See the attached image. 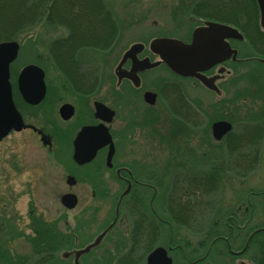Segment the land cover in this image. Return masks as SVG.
I'll return each mask as SVG.
<instances>
[{
	"label": "flooded vegetation",
	"instance_id": "1",
	"mask_svg": "<svg viewBox=\"0 0 264 264\" xmlns=\"http://www.w3.org/2000/svg\"><path fill=\"white\" fill-rule=\"evenodd\" d=\"M243 1L240 3L241 8L239 6V13L232 21L228 20L227 0L207 1V6L214 4L213 8H205L207 11H205V14L207 16L204 18L198 16L197 20H199V24L194 28L206 26L208 23H217L229 25L242 34V39L229 40L231 48L237 52L236 58L232 56L227 61L213 66L204 73L207 78H218L215 81L218 91L211 90L196 78H180L174 75L186 83L187 81L192 82L191 84L195 88L188 90V88H185L180 83V80L155 75V73L163 69L173 75L164 64L154 69L141 71L136 77H132L134 63L128 59L122 64L123 56L131 46L123 52L121 60L117 64L116 60L111 59L113 56L107 57L104 62L86 61L83 57H80L83 53H101V51L91 46L83 47L78 50L80 54L78 53L79 56L75 58L72 64L73 69L71 66H68L67 70L62 69L58 64L51 54L49 47L48 51L51 57L47 60L48 64H45L44 67L40 66L45 72L46 95L39 105L32 106L24 101L18 88V78L21 69L13 81L11 76L14 102L17 108L21 109L19 111L22 113L28 128H31L28 130L33 131L40 137L45 136L48 142H50L48 145L50 146L48 147L50 150L53 149L54 143L57 141L70 145V164L72 168L65 167L64 164L66 163L63 160L54 157L57 160L56 163L63 166L66 172L64 182L68 186V190L64 194H75L78 198V206L83 203V207L88 208L86 211H90V213L97 214L99 211L98 207L101 206L100 204L104 207L107 206L106 202H108L109 208L111 206L114 207L113 214L108 216L112 218L102 227L101 231L96 235L94 234V236L85 244L78 247V249L68 248L64 250L62 260L65 261V264H76L75 252L93 245L105 232L107 233L101 242H99L100 244L82 256L79 259V264L83 263L84 257L90 254V252L98 253V257L94 259L97 264H111L115 255H121L116 261H113L115 262L113 264H119V260L123 256H130L132 251L144 253L145 255L141 258L139 264H147L148 254L158 246H161L153 244L163 239L162 229L165 220L163 206L165 204V197L168 198L170 195V192L164 195L166 189L164 173L173 175L172 184H174L175 182L173 183V181L176 179L175 175L177 170L175 169V165L177 163L174 164L171 162L174 165H170L168 164L169 162L165 164L162 160V165L157 167L156 171L162 172L163 175L156 176L155 180V174L158 172L153 171L148 173L149 178H141L138 170L142 166L153 169L158 160V153L154 155L153 152L155 151H145L142 153L141 150L138 152L132 150L134 144H132L133 136L135 135V129L138 127H142V131L144 130L145 136L142 137L145 142H148V140L155 142V139H158L159 133L163 131L162 128L164 127L167 130V135H164L166 140L173 142L180 140V143L182 140L187 142L185 139L191 136L187 132V128H192L194 131H197L202 127L204 129L207 127L208 129L204 131L203 141L206 143L205 146L208 147L210 145L207 139L210 137V131L211 135L213 133L212 128L215 122L225 120L233 124L230 118L222 114L224 105L226 103H233L239 100V98H251L258 102V106L254 109L256 112L252 113L251 111L248 113L246 120L243 121V123H250L242 124L241 126L236 125V128L233 124L232 131L224 136L223 140L234 132V140L239 143V150L236 154L237 159L232 156H228V158L234 159L235 161L232 160L234 163L238 162L239 174L242 173L243 175L244 172L249 173L258 168L254 166L249 169L250 167L244 166L243 160L247 155L244 154L242 150L243 146L241 147V145L244 141H252L256 144L255 146H258V141L261 139V136V140L264 141V135H261L264 132V26L258 1ZM196 5L198 6V4ZM196 5H192L194 9H197ZM242 10H245L247 13L243 14L244 11ZM189 38L181 39L187 42ZM140 43L144 47L137 56L138 60L144 61L146 59L151 63L158 62V56L151 51V41H140ZM114 47L115 44L106 52L113 51L112 49ZM247 49H249L248 54L244 52ZM49 64H51L49 67L54 68L56 71L53 72L52 76L50 70L47 68ZM120 66L122 67L121 69H119ZM230 67L233 69L230 70ZM222 69L224 71L220 72ZM234 75H236V79L233 80L232 85L236 83V86H238V88L235 86L238 91L235 94L234 100L224 101L222 97L223 99L220 98V101L212 105L213 98H217L220 95L225 96L228 93V87L231 84L227 83L225 85L226 82L224 81L227 76ZM147 93L153 94L151 99L154 100V103L147 101ZM201 94L204 96H201ZM64 106H70L72 108L69 112L70 117L68 119H65L60 112ZM39 109L45 110L44 112H48L49 110L50 113L53 111L58 120L52 119L47 113L45 114L47 125L39 126L28 123L24 116V110L37 111ZM213 111L215 114H219L214 116L212 114ZM110 112H113V115L111 116V121L107 123L104 119L109 117ZM30 117L37 118L38 114L34 113ZM179 122L182 125L181 132L179 135H177L178 133L173 135V127L178 126L177 123ZM205 122L208 123L205 125ZM99 125L106 126L112 137L115 153L111 161H109L111 147L109 144L100 149L91 162L83 165L78 164L74 160L75 139L85 127H97ZM185 126L186 131L184 129ZM155 143L161 145L160 142ZM120 145L126 147L125 152H120ZM189 154V165L202 166L204 164H211L212 154L210 152L200 155L191 150ZM250 157L252 160L255 157V153H251ZM196 158L203 159L197 161ZM232 161L228 160V162ZM150 164L152 166H149ZM226 171L223 172L224 176L229 174ZM141 172L144 173V171ZM69 177H73L74 184H69ZM175 186H178V184L176 183ZM78 187L80 189L76 190ZM80 191H88V196L90 197L84 200ZM148 191L152 193L151 196L145 194ZM256 198L255 193H249L245 205H239L235 209V212L227 216V219L232 222V224L229 223L227 225L229 233L225 236L219 234L214 237V240H220L219 242L224 244L223 251L219 248L214 249L217 243L212 248L209 246L207 249L209 251L206 257L207 261L204 264H216L215 262L212 263L210 259H214L216 254L221 258L223 254L229 253L228 243L231 244L233 251H231L232 254H229L235 259H241L238 264H242L244 261L247 264H264V236L261 240H257V238H254L256 234L253 235L258 229L264 230V227L250 231L248 233L249 235L245 238L238 234V232L245 231L253 221L255 208L258 206V203H254ZM147 208L149 214L147 213ZM105 210V208H101L95 218L91 216L92 220H85L84 215H78L79 226L77 229L79 235L82 233L86 234L87 228L91 226L90 224L92 226L95 223L97 224L103 216L100 217V215ZM126 217L132 220L133 223L128 236H125L119 230L121 226H124L123 221ZM243 220L245 222L241 225ZM147 222L156 223V228L153 227L149 230ZM136 223H141L140 232L138 233L139 237H137L140 239L138 243L140 248L135 247V243L133 242V239H137L134 237L137 228ZM235 229L239 231L236 232ZM114 231L117 232L115 233V239L111 235ZM229 234L230 240L228 239ZM248 240H250L249 243ZM154 241L155 243H153ZM238 243H240V246L236 248L235 245ZM253 244L256 245L255 249L258 250L256 253L258 255L254 257L255 251L252 254L253 258H246ZM166 248L169 249V255L172 256L174 247L167 246ZM212 252L214 253L213 256ZM192 264L199 263L192 261Z\"/></svg>",
	"mask_w": 264,
	"mask_h": 264
},
{
	"label": "rangeland",
	"instance_id": "2",
	"mask_svg": "<svg viewBox=\"0 0 264 264\" xmlns=\"http://www.w3.org/2000/svg\"><path fill=\"white\" fill-rule=\"evenodd\" d=\"M242 1L243 0H235L230 3L229 0H227V9L233 8L234 6H236V10L239 9ZM104 2L107 9L113 12V16L120 29V34L118 39L115 41V47L112 49L113 51L105 53H83L80 57H83L86 61L104 62L107 57L113 56L111 59L116 60L117 62H115L117 64L118 61L121 60L123 52L135 43H140V41L150 42L151 39L155 37L169 35H176L180 38L186 39L191 36L192 31L199 24V20H197L198 16L202 18L207 16L205 14V7L194 9V6H192L197 3L206 4V0H104ZM186 2H188L187 5ZM12 3L13 0H0L1 6L16 5V1L13 4ZM244 4L246 3L244 2ZM213 5L214 4H209L208 8H213ZM10 6L3 9L8 8L5 13L7 18L12 20L15 15L9 8ZM200 6L203 7V5ZM2 13L5 14L4 11ZM103 17L105 18V16L102 15L101 18ZM2 18L4 17L0 16V29L4 27V21ZM85 23L86 19L80 21L82 26L81 28L79 27V33L87 38L90 35V31H88ZM94 31L95 30H92V32ZM67 36L68 30L65 28L58 27L53 31L48 27L45 28L39 26L32 30L29 29L22 32L16 39L1 41H18L21 46V49L19 50V57L12 64V81L14 77L16 78L18 76V73L20 69L22 70L23 66L31 63L35 64L34 62L44 66L45 64L47 65V60L51 57L48 51L49 44L57 39L65 38ZM244 52L248 54L249 49ZM51 64H49L47 68L50 70L52 76L53 72L56 71L54 68L49 67ZM232 69L233 68L230 70ZM155 75L164 78L172 77L175 80H180V83L185 88H188V90L195 88V86L191 84L192 82L187 81L186 83L182 81V79L176 78L165 69L158 71ZM234 79H236V75L226 77V80L224 81L226 82L225 85L227 83L231 84L228 87V93H226L225 96L220 95L217 98H213L212 105L216 104L217 101H220V98H224V101L234 100L235 94H237L236 92L238 91L236 89L238 88L236 83L232 85ZM201 96L204 95L201 94ZM257 104L258 102L251 98H239V100H236L233 103H226L222 114L230 118V121H232L236 128V125L241 126L242 124L250 123H243V121L246 120L248 113L251 111L252 113L256 112L254 109L257 108ZM44 111L45 110L42 109L37 111L24 110L26 121L39 126L47 125V121L45 119V114L47 113L52 119L58 120L53 111H51V113L49 110L48 112ZM34 113L38 114L37 118L30 117V115L33 116ZM212 114L217 116L219 113L215 114L213 111ZM207 123L208 122H205V125ZM178 125L181 126V123L179 122ZM205 128L208 129L207 127ZM162 129L164 131V127ZM184 129L186 131V126ZM187 129V132L191 136L185 139L187 142L182 140L181 143L180 140L173 143L171 140L167 141L165 138L163 139L165 131H162L159 133L158 139H155V142H160L161 145L155 143L153 140L145 142L142 137L145 136L143 132L144 130L142 131V127L135 129L132 150L137 152L141 150L142 153L145 151H155L153 154L155 155L158 153V160L161 161L159 162L157 160L156 166H154L153 169L142 166L139 170L144 171V173L138 170V174L140 173L139 176L141 178H149L148 173L153 171L158 172L156 171V168L162 165V160L165 164L168 162L170 165L177 163L175 165V169H177L175 175L176 180H178V178H180L179 180H184V178L193 179L195 177H200V175H210V173H212V164L219 166L221 164H227V161L230 160V157L228 158V156H232L231 152H229L230 150L227 148V138L223 141L215 140L210 131V137L207 140H209L208 144L211 147H206V143L203 141L204 131L206 129L203 127L197 131H194L192 128ZM242 143L241 147L243 146L242 150L244 154H250L251 148L248 149V146L244 142ZM54 144L53 149L50 150L47 146H44L41 141V137L31 130L13 132L0 143V223H4V226L7 225V231L11 232L14 236L13 239H8L4 235V239L10 240H7L8 248L14 255L30 257L32 262H29V264H37L38 262V257L33 255L31 245L29 244L28 239H26L27 237L34 236L32 225L34 220L37 219V217H35L36 215L42 216V218L47 222L56 223V225L63 231L76 229L78 234L75 238L78 249V247L85 244L92 236H94V234L96 235L99 231H101L102 227H104L112 218L108 216L112 215L114 212V207L111 206L109 208L108 202H106L107 206L104 207L100 204L101 206L98 207L99 211L101 208L106 209L102 212L103 214L100 215V217L103 215L100 221H98L97 224L95 223L93 226L90 224L91 226L87 228L86 234L82 233L79 235L77 229L79 226V219H77V216L82 214L85 216V220H92L91 216L95 218L99 211L97 214L92 212L90 213V211L87 212L86 210L88 208H84L83 203L73 211L66 210L63 207L60 197L68 190V186L64 182L66 172L63 166L56 163L57 160L54 157L59 160H63L66 163L64 164L65 167L72 168V165L70 164V145L61 141H57ZM255 147L258 151H260L259 164L257 163V165H255V167H258L256 170H252L249 173L244 172L243 175L242 173L239 174L238 172L240 169L238 162L234 163L232 161L231 163L235 164L237 167L235 166L236 168H233L234 170H231L229 174L225 176L223 174L221 176L222 182L217 186L218 189L214 191L215 193L212 194V197L199 196L200 201L208 203L210 207L216 206L215 208H218V211L220 210V216L218 214L216 217H211H215L219 221V225L217 224L218 228L212 226V223L210 222L206 224L205 230L201 232H198L197 230L190 231L183 227L180 229L169 230L168 227L164 226V229L162 230L163 239L156 242V244L167 245V243L170 242V239H173V245L177 246L173 249L174 252H172L175 264H186V261L183 260V254L180 251L181 248H179L177 241H184L185 243L190 242L191 246L187 248L188 253L194 258H198L200 256L202 257L204 252H206L205 247L207 245L201 246V242L204 240L209 242L208 237L211 239L217 236L214 232H218L219 234L225 236V234H227V227L222 220H225L227 215L234 212L239 205H245L246 198L251 192L256 194L257 198L254 203H258V206L256 208L254 207V219L250 223L249 227L245 231H241L239 234L245 238L249 235L248 233L250 230L256 227L264 226V141H261V144ZM220 148H224L225 151H221ZM226 148L228 150H226ZM119 150L120 152H125L126 147H124V145H120ZM191 150L200 155L210 152L212 154L211 164H204L202 166L189 165L188 159L190 155L189 152ZM159 155L162 156L159 157ZM203 158H196V160L200 161ZM149 166H152V164ZM245 167H247V165ZM159 175L161 176L163 173H156L155 180L156 176ZM172 176V174L167 175L164 173V181H166L164 195L169 193L173 187ZM176 187H178V189H176L173 194V198L175 197L174 200L176 201L174 204L179 201L181 193L185 194L186 191L189 190V186L187 184L178 185ZM78 189L80 188H76V190ZM80 193H82V198L84 200L85 198L90 197L88 196V191H80ZM145 194H149L150 196L152 195L149 191L145 192ZM183 201H187V204L193 206L196 198L194 200L184 197ZM165 206L166 203L163 206V210H165ZM175 210L177 211V209ZM208 210L210 211V209ZM243 211L245 210L243 209ZM147 213L149 214L148 208ZM163 214L167 219L172 216L167 210H165ZM180 216L182 215L179 214V217ZM123 222L124 226H121L119 230L122 234L128 236L133 224L132 220H129L126 217ZM244 222L245 220L241 222V225H243ZM115 233L117 232L114 231L111 234L113 239L116 238ZM238 246H240V243L235 245L236 248H238ZM255 247L256 245L253 244L251 250L247 253L246 258H253L252 254H254L255 251L254 257L258 255L256 254L258 250L255 249ZM216 248H219L220 250L222 249L223 251L224 244L219 242L214 246V249ZM213 252L212 256L214 254ZM93 253L90 252V254L84 258L82 264H97L94 259L98 257V253ZM117 256L118 255L114 256L113 261H116ZM240 260L241 259H235L229 253L223 254V257L221 258L216 254L214 259H210L212 263L215 262L216 264H238L240 263ZM113 261L111 264L115 263ZM53 264H65V261L62 260V257H59V260Z\"/></svg>",
	"mask_w": 264,
	"mask_h": 264
},
{
	"label": "trees",
	"instance_id": "3",
	"mask_svg": "<svg viewBox=\"0 0 264 264\" xmlns=\"http://www.w3.org/2000/svg\"><path fill=\"white\" fill-rule=\"evenodd\" d=\"M15 1L16 5H0V9L10 6L9 8L14 12L15 15L14 19L9 20L5 13L8 8L0 10V16L4 17L2 18V20L4 21V27L0 29V42L3 40L10 41L16 39L22 32L29 29L32 30L35 27L39 26L45 28L48 27L53 31L58 27L65 28L66 30H68V36L66 38L57 39L49 44L51 54L58 62V64L62 67V69L65 70H67L68 66L72 67L75 58L80 54V52H78L79 49L91 46L99 49L101 53H105L107 50L113 47L120 34V29L113 16V12L107 9L104 0H13V3ZM232 1L235 0H229L230 3ZM187 4L188 2H186V5ZM200 5H203V7H201ZM196 7L208 8L209 5L207 6L206 4H198V6L196 5ZM235 10L236 6L227 9L229 21H232L239 13V9H237L236 12ZM3 11L5 14L2 13ZM242 11H244L243 14L247 13L245 10ZM102 15L105 16V18H101ZM90 17H92L93 19ZM84 19H86L85 24L88 28V31H90V35L87 38L79 33V27L81 28L82 26V24H80V21ZM92 30L95 31L92 32ZM181 126L179 125L173 127V135H176L177 133V135H179V133L181 132ZM259 128L263 129L262 127ZM261 135H264V132H262ZM260 138L262 139V136ZM261 139L258 141V145L261 144ZM244 143L248 146V149L251 148V152L249 155L245 156L243 164L244 166L247 165V167H250L249 169H251L252 167L257 165L258 158L260 160V151H258V154L257 148L255 147L256 144L254 142L244 141ZM226 144H228L227 148L230 150L229 152H231L232 157L237 159L236 154L239 150V143L234 140V133H232L227 138ZM252 147L255 148L253 149ZM227 148L226 150H228ZM220 149L221 151L224 150V148ZM253 152L255 153V157L251 160L250 156ZM230 160L232 161L234 159ZM235 166L236 165L231 162H228L226 165L221 164L220 166L212 164V173H210V175H200V177H195V179H174V185L176 183L178 185L187 184L189 186V190L186 191L185 194L181 193L179 201L174 204L176 201L174 200L175 197L173 198V194L175 192L176 186L174 187L173 185V188L170 191L171 195L168 196V198H165V201H167V203H165L167 204L168 213L172 216H169L170 218L168 219L164 217L166 221V223L164 224L170 225L172 227V230L180 229L183 227L187 228L190 231L197 230L198 232L204 231L206 224L209 222L212 223V226L218 228L219 221L215 217L218 214L220 216V210L218 211V208H215L216 206L210 207L208 203L200 201L199 196L212 197V194L215 193L214 191L218 189L217 186L221 183V176L223 175V172L228 169V171L226 172L229 173L231 170H234L233 168L237 167ZM193 183L195 184L194 186ZM184 197L194 200L196 198V201H194V205L191 206L187 204V201L184 202ZM175 209H177V211ZM208 209H210V212ZM179 214H181L182 216L179 217ZM213 216L215 217L211 218ZM35 217H37V219L34 220L32 225L34 236L27 237L26 239H28V242L31 245L33 255L38 257L37 264H53L58 258L57 254L62 248L66 246L70 237L60 232L57 229L55 223H50L48 225L42 220V218L38 217L37 215ZM228 221V219L225 220V225H229V223L232 224L231 221ZM136 224L137 228L135 230L134 237L137 238L139 237L138 233L140 232L141 223ZM147 225L149 230L153 227L156 228V225L154 223L151 224L150 222H147ZM6 227L7 225L4 226V223H0V264H29V262H32L30 257L14 255L8 248V241H10L8 239H13L14 236L11 232L7 231ZM227 231L229 233V229H227ZM4 235L6 238H8V241L4 239ZM261 236H264V234L261 233L258 235L259 238ZM139 240L140 239L138 238L133 239V242L135 243L134 246L137 248H140V245H138ZM177 242V244H179L180 248L183 250V252L182 250L181 252L182 254L184 253L183 258L185 259L186 264H191L190 261L196 260L188 253L187 248L191 246L190 242ZM200 245L209 246L210 244L209 242H207V240H204ZM144 255V253L132 251V254H130V256H123L119 260V264H139L141 258L144 257ZM200 262L202 263L203 260L198 261V263Z\"/></svg>",
	"mask_w": 264,
	"mask_h": 264
},
{
	"label": "water",
	"instance_id": "4",
	"mask_svg": "<svg viewBox=\"0 0 264 264\" xmlns=\"http://www.w3.org/2000/svg\"><path fill=\"white\" fill-rule=\"evenodd\" d=\"M261 8L262 23L264 26V0H257ZM241 33L230 26L208 23L204 27L196 29L193 33L191 43H184L175 38H156L151 44V51L158 56V62L151 63L149 60L139 61L137 56L141 53L144 45H133L124 55L122 64L130 59L134 65L132 69V77L141 71L154 69L161 64L175 75L183 78H197L206 87L211 90L218 91L215 81L218 78H207L203 73L215 65L221 64L230 57L236 58L237 52L231 48L228 40L242 39ZM20 44L16 41L0 43V142L6 138L12 131L21 132L27 128L22 114L18 111L13 100V89L10 82L11 64L18 58ZM122 67L120 66L119 69ZM224 69L220 70V72ZM134 79V78H133ZM135 80V79H134ZM19 90L24 100L31 105L40 104L45 98L46 85L44 71L35 65L27 66L19 76ZM153 94L147 93L146 99L150 103ZM70 106L61 108V115L68 119L70 116ZM113 112L104 121L109 123ZM213 136L216 140H222L228 135L233 125L227 121H218L213 124ZM42 141L45 145L50 142L43 136ZM111 145L109 161H111L115 149L112 137L108 128L104 125L97 127L84 128L74 142V160L80 165L91 162L97 152L107 145ZM69 184H74L73 177H69ZM62 204L68 209H74L78 202L77 196L67 194L62 197ZM106 232L100 236L97 241L87 247L85 250L76 252L78 264L79 256L87 253L91 248L95 247ZM147 264H173V260L168 255V250L164 247H158L152 251L147 257ZM245 264V263H243Z\"/></svg>",
	"mask_w": 264,
	"mask_h": 264
}]
</instances>
